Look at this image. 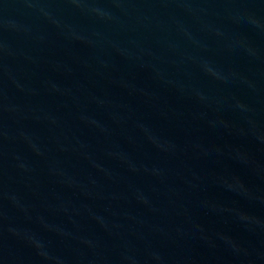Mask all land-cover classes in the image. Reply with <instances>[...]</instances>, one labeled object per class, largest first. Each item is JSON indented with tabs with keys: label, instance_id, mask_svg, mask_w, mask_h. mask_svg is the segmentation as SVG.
I'll return each instance as SVG.
<instances>
[{
	"label": "water",
	"instance_id": "1",
	"mask_svg": "<svg viewBox=\"0 0 264 264\" xmlns=\"http://www.w3.org/2000/svg\"><path fill=\"white\" fill-rule=\"evenodd\" d=\"M0 264H264V0H0Z\"/></svg>",
	"mask_w": 264,
	"mask_h": 264
}]
</instances>
